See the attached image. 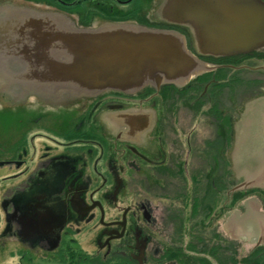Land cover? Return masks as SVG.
I'll return each instance as SVG.
<instances>
[{
    "label": "flooded vegetation",
    "instance_id": "af4514ba",
    "mask_svg": "<svg viewBox=\"0 0 264 264\" xmlns=\"http://www.w3.org/2000/svg\"><path fill=\"white\" fill-rule=\"evenodd\" d=\"M159 1L157 0V4ZM147 16L150 19H160V15L153 17L147 13ZM263 51L247 52V58L242 64L228 65L232 70L244 69L246 76L258 80L252 88L259 93H264V59L258 58L254 53ZM9 54L6 55V52L0 49V72L3 71V74L7 73L8 76L20 68ZM14 84L22 90L26 89L23 83H7L0 80V88L3 91L17 95L18 93L11 92V86ZM163 85L167 84H162L157 89L147 84L139 89L137 94L106 89L92 94L70 92L68 97L64 98L44 97L42 102L48 109L59 105L79 110L80 107H75L81 106L84 99L86 108L72 114L73 119L66 122V125L64 123V126L58 122L60 116L53 112L52 117L56 119L49 124H42L41 130H34L28 133V136L27 132L23 131L12 140L9 149L0 146V239L17 234L18 237L12 241L15 240L13 242L22 249L46 250L48 256L58 260L64 257L71 264H193L196 260L192 256L175 257L181 245L177 233L174 231L171 236H167L161 228L156 231L152 226L155 219L149 201H141V193L131 186L134 181L142 190H145V185H152L153 187L146 186L144 193L154 198L155 192L158 193L166 178L162 168H171L177 153L180 152L188 168L198 167L204 162V155L201 156L197 148H192L190 144L188 146V139L187 146L178 150L176 142L173 141L178 140V131L175 128L180 119L177 116L165 126L159 121L163 100L157 91L161 90ZM152 88H155L156 92ZM205 91L206 86L202 93ZM250 101L251 99L242 103V106H239L240 111L235 110L237 113L234 118H237L233 124L234 135L236 124ZM208 103L206 101V107H209ZM127 105L151 107L153 125L151 112L145 111L141 112L145 115L144 118L140 116L139 119L131 117L127 121L123 120L115 131L110 129L113 127L112 122H100L101 118L96 119L99 109L103 110L107 117L111 113H118L124 118L125 114L135 112H128L125 107ZM134 122L135 129H131ZM35 123L36 121L32 126ZM158 126L160 130L156 137L153 131ZM162 136H166L165 144L168 149L162 144ZM142 137L151 138L152 142L144 143L145 139L142 142ZM131 161L135 165L133 168L129 167ZM142 168H147L149 174H141ZM3 169L9 170L8 173H2ZM127 170L132 171L127 174ZM144 176L149 183L145 182ZM152 176L156 178L155 181ZM129 191L135 195L133 205L126 203L121 209H117V201L120 198L123 202L129 196ZM261 206L262 214L256 211L252 216L250 212L251 215L244 219L241 217L245 211L239 210V207L229 212H242L238 224H242L246 218L256 222L255 227L261 223L262 236L258 234L260 237L253 235L252 239H247V236L239 237L230 230L229 234L224 226L221 230L216 227L230 244L223 246L224 243H220V247H216L220 255L218 262L205 253L203 256H209L208 260H211L212 264H258L257 254L264 255L263 203ZM260 215L263 216L259 217ZM81 221L84 226L89 225L87 228L92 233L91 242L97 247L96 251L85 253L80 247L74 248V241L81 231ZM238 224L233 230L238 228ZM248 242L253 243L247 255L241 257V247L243 244L249 245ZM187 245L188 241L182 242V249L185 253L193 255L185 249ZM211 245L207 240L204 248L208 249Z\"/></svg>",
    "mask_w": 264,
    "mask_h": 264
},
{
    "label": "water",
    "instance_id": "95a60500",
    "mask_svg": "<svg viewBox=\"0 0 264 264\" xmlns=\"http://www.w3.org/2000/svg\"><path fill=\"white\" fill-rule=\"evenodd\" d=\"M163 1L159 20L187 27L200 54L264 50L263 0ZM50 17L19 15L0 21V49L11 53L13 62L20 65L12 77L25 80L19 83L26 88L42 92L64 88L75 94L112 89L134 94L147 84L157 89L162 84L183 86L212 67L199 60L175 31L139 25L131 30L77 28ZM249 131L241 146L238 137L232 144L234 165L242 166L240 172L248 171L232 191L264 185L260 181L264 179L262 132L257 133L254 126Z\"/></svg>",
    "mask_w": 264,
    "mask_h": 264
},
{
    "label": "trees",
    "instance_id": "16d2710c",
    "mask_svg": "<svg viewBox=\"0 0 264 264\" xmlns=\"http://www.w3.org/2000/svg\"><path fill=\"white\" fill-rule=\"evenodd\" d=\"M92 1L96 0H46L44 2L64 12L81 7L82 10L78 9L77 12V25L82 28L90 27L92 18L98 16L106 22L115 24L131 20L139 26L150 29L181 33L187 48L194 52L199 60L212 65L208 71L191 79L183 86L167 84L157 91L163 100L159 113L161 124L164 123V126L170 124L171 119L180 116L179 109L184 107L191 112L192 118L198 117L200 114L203 115L207 119V124H210L213 135L211 138L196 143L195 140L191 141L190 137L187 138L188 146L190 144L192 148H197L201 156L204 155V162L191 169L186 167L180 152L177 153L173 159L174 165L171 168H162L166 178L160 185V190L166 192L159 193L157 191L158 193L155 192V194L163 195L167 202L166 208L173 210L174 215L177 216L175 232L181 245H179L175 257L192 256L196 260L193 264H212L211 260H208L210 256L211 259L218 262L220 255H218L216 247H220V243H224L223 246L230 244V241L218 232L216 226L213 225L214 220L226 216L229 211L238 207L240 202L248 197L257 196L264 205L263 189L252 187L231 190L239 182H234L230 159L226 156V151L232 147L234 141L233 124L237 118H234L237 113L235 110L240 111L241 107L239 108V106H242V103L263 94L252 88L255 83L259 82L258 80L246 76L244 69L232 70L229 67L242 64L247 55L239 53L238 55L212 56L198 53L193 45V35L187 27L150 19L144 8V0H110L119 7V10L112 12L110 9L104 11L96 6L86 7L85 3L90 2L91 4ZM254 55L264 59V51L263 53H254ZM204 86H206V91L202 93ZM152 89L155 90V88ZM206 101L210 103V105L208 103L209 107H206ZM159 130V126L154 128L153 134L156 137ZM187 139L186 145H182L183 141L173 140L179 151L182 146H187ZM161 140L162 144L166 145V136H162ZM188 170L195 173L190 174L187 178ZM152 179L155 181L156 178L152 176ZM226 198H228L227 202ZM207 240L212 244L208 249L204 248ZM184 241H188L185 249L192 252L193 255L185 253L182 249ZM171 248L173 250V247ZM204 253L209 256L205 258ZM257 256V263L264 264V255L257 254Z\"/></svg>",
    "mask_w": 264,
    "mask_h": 264
},
{
    "label": "rangeland",
    "instance_id": "374dc122",
    "mask_svg": "<svg viewBox=\"0 0 264 264\" xmlns=\"http://www.w3.org/2000/svg\"><path fill=\"white\" fill-rule=\"evenodd\" d=\"M46 0H0V15H4L11 17V14L13 16H26V17H47L51 16L49 19H55L60 21V23H64L67 26L71 27H79L78 24V9L82 10V8H76L73 11L70 12H64L59 9H57L55 6L48 5ZM165 1V0H164ZM163 1V3H164ZM93 2V1H92ZM159 4H157V0H144V8L145 11L153 17L159 16ZM87 6H96L105 11L110 9L112 12L113 10H119V7H117V4H114L110 0H96L93 3L90 4V2L85 3ZM164 5V4H163ZM158 6V7H157ZM160 15H161V8H160ZM1 18V17H0ZM162 20V19H161ZM90 27L92 28H123V29H135L137 28V24L135 21L126 20L123 21L120 24L115 23H105V20L101 19V17L94 16L91 20ZM88 27V28H90ZM80 28V27H79ZM91 28V29H92ZM13 63V62H12ZM259 63H257L258 65ZM0 72V80L4 82H21L25 81L23 79L13 78L12 74L8 76L6 73ZM14 76V75H13ZM12 78V79H11ZM193 79V78H191ZM11 92L12 93H18L17 95L11 94L9 92H5L0 88V146L1 147H7L6 149H9L12 140L16 139L18 135H20L23 131L27 132L26 135L28 136V133L34 132V130H41L42 124H49L53 120H55V117H52V114L56 113L57 116L59 115L60 118H58L59 124L66 125L68 121H71L72 114L81 112L85 110V99L81 102V106H76L75 108L80 107L79 110H76L74 108H69L65 106H57L53 107L51 109H48L49 107L45 105V103L42 102V99L46 97L47 95L54 96V98H64L68 97L67 94L70 93V91H67V89L64 88H57V89H51L48 88L45 90V92H42L41 90H37L36 88H26L22 90L20 86L13 85L11 86ZM8 88V87H7ZM264 90V89H263ZM140 91V90H139ZM135 92L136 94L139 92ZM48 92V94L46 93ZM65 94V95H64ZM82 94V93H80ZM207 106V105H206ZM129 110L128 112H131L130 115H123L118 113H111V115L107 117V114L104 113L102 110H98L99 113L96 114V119L101 118L100 122L106 120L108 123H113V127H110L111 130H114L118 128L124 121L129 120L131 117L139 119L140 116L142 118L145 117V115L141 114V112H151V125H153V111L151 110V107H138V106H125ZM53 109V110H52ZM52 110V112H51ZM178 118L180 119V122L176 125V135L177 139L179 141H183L182 145H186V139L189 136L191 141L195 140V143L201 142L204 139L211 138L213 135L212 128L210 127V124H207V119L203 115H198V117L192 118V114L190 111H188L186 108H180L179 109ZM140 111V112H139ZM54 112V113H53ZM126 112V113H128ZM103 113V114H102ZM110 113V112H109ZM133 113V114H132ZM245 113V114H244ZM244 113L241 115V119L236 124V137L238 146H241V143L247 136L249 135V129L254 126L256 127V132L261 130V134H263L262 139L264 140V98L260 101L252 100L249 103L246 104ZM141 114V115H140ZM107 117V118H106ZM36 121V123L32 126V123ZM67 122V123H66ZM121 123V124H120ZM136 123L134 122L132 124L131 129H135L134 125ZM63 125V126H64ZM194 137V138H192ZM145 139V140H144ZM139 140V138L137 139ZM142 142L144 140L146 142H152L151 138H141ZM140 140V141H141ZM141 143V142H140ZM148 145V143H146ZM168 149V145H166ZM243 148V147H242ZM232 147L226 151V156L231 161L230 169L232 170L233 177L235 179L234 182L238 183L244 180L247 169L243 168V172H240L238 168H241L242 166L237 163L235 166L233 163V150H231ZM244 150V149H243ZM232 151V152H231ZM249 162V161H247ZM129 167H135L133 164V161L129 162ZM9 170H2V173H8ZM132 170H127V174H130ZM245 172V173H244ZM137 173V172H136ZM135 173V174H136ZM141 174H149V171L147 168H142L140 171ZM164 173V172H163ZM195 172H191L188 170L186 172L187 178L190 174H193ZM248 175V174H247ZM145 177V176H144ZM137 180L139 179V176H136ZM135 178V180H136ZM143 179V178H142ZM141 179V180H142ZM146 183H149L148 180H146V177L144 178ZM261 183H264V179L260 180ZM235 183V184H236ZM234 184V185H235ZM132 188L136 191L141 193V196L139 199L147 200L149 201V204L153 210V216L155 221H153L152 226L156 228V231H158V228H161L164 235L171 236V233L175 231L176 226V218L177 216L174 215L173 210H169L166 208L167 202L166 198L163 197V195H156L154 198H151L149 195L145 194L144 191L146 190L147 186L142 190L141 187L138 185L137 182L134 181V183L131 184ZM147 186V187H146ZM260 186V185H259ZM258 186V187H259ZM262 189H264V185H261ZM256 187V186H255ZM261 188V187H259ZM130 192V191H129ZM159 193H165L166 191L159 190ZM168 194V193H166ZM143 195V196H142ZM135 195L133 193L129 194L126 199L122 202L121 199L117 201V209H121L126 203L133 205ZM150 199V200H149ZM259 200V203L262 204L261 200L257 197H251L246 198L239 204V210L245 211L246 214L247 211L248 214H243V217L241 219H244V217L250 216V212H252V216L255 214L254 208H256L251 201L253 200ZM255 200V201H256ZM225 201H228V198L225 199ZM179 206V205H178ZM263 209V206H261ZM188 210V208H187ZM117 211H115V214ZM258 215V214H256ZM263 215H260L259 217H262ZM208 220V219H206ZM224 218L215 219L213 222V225L218 228V230L222 229V226H224L223 223ZM257 223L250 221L248 218H246V221H244L242 224L238 225V228L233 230L234 235H237L239 237L247 236V239H252L253 235L260 237L262 233L263 226L261 223L258 224L257 227H255ZM80 225V234L77 235V239L74 241V248L80 249L82 252H93L96 251L93 243L91 242L92 233L89 228H87L89 225L84 226V222L81 221L79 223ZM1 228V225H0ZM227 232L229 233V228H226ZM230 234V233H229ZM260 236H259V235ZM18 237L17 234L9 235L7 238L0 239V264H71L69 261L66 260V258L62 257L61 259H57L55 257L48 256V253L46 250L42 249H29V248H21L20 246H17L16 243H14L12 239ZM163 238V236H161ZM165 238V237H164ZM254 240V239H253ZM155 240H151L153 242ZM244 243V240H243ZM249 245L243 244V247H241V257H244L247 255L248 249L251 247L253 242H248ZM152 245V244H151ZM232 247V245H231ZM237 245L235 246L236 249ZM74 251V250H72ZM75 252V251H74ZM73 252V253H74ZM83 255V254H82Z\"/></svg>",
    "mask_w": 264,
    "mask_h": 264
},
{
    "label": "crops",
    "instance_id": "0c3cea01",
    "mask_svg": "<svg viewBox=\"0 0 264 264\" xmlns=\"http://www.w3.org/2000/svg\"><path fill=\"white\" fill-rule=\"evenodd\" d=\"M261 96H264V93ZM260 136L263 137V134H260ZM235 137H236V132H235L234 138ZM261 143L264 144V141L261 142ZM255 200L251 201V203H253V205L256 207V208H254V210H255L254 212L258 211L259 213H261V211H262L261 204L259 203L258 199L256 201ZM241 216H242V212H240L238 210L235 211V212H232L231 214H230V212L228 214H226V216L223 217L224 220H223V223H222V224H224V228H229L230 231H233V229L236 228L238 222L240 221L239 219H240Z\"/></svg>",
    "mask_w": 264,
    "mask_h": 264
},
{
    "label": "bare ground",
    "instance_id": "6f19581e",
    "mask_svg": "<svg viewBox=\"0 0 264 264\" xmlns=\"http://www.w3.org/2000/svg\"><path fill=\"white\" fill-rule=\"evenodd\" d=\"M3 16H4V15H2V16L0 15V17H1V18H0V21H4V20L10 18V17H8L9 15H8V16H5V17H3ZM12 16H13V15L11 14V17H12Z\"/></svg>",
    "mask_w": 264,
    "mask_h": 264
}]
</instances>
